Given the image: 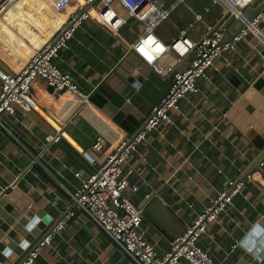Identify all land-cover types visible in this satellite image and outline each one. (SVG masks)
<instances>
[{"label":"crops","instance_id":"1","mask_svg":"<svg viewBox=\"0 0 264 264\" xmlns=\"http://www.w3.org/2000/svg\"><path fill=\"white\" fill-rule=\"evenodd\" d=\"M6 1L0 0V71L14 74L38 48L57 36L79 1L71 0L60 11L46 0H17L8 6ZM117 5V10L127 16V11ZM211 6L206 8L212 11ZM219 16L216 13L214 21ZM131 21L128 17L126 25L111 31L88 19L57 57L56 63L89 94L88 103H79L69 90L55 91L38 78L30 94L31 109L15 105L14 113L1 117L0 193L18 188L17 203L25 202L26 197L53 221L66 211L70 214L33 264H136L77 209L70 194L123 140L130 139L115 120L123 98L106 79L125 61L134 62L131 44L137 35L131 33ZM194 24L180 27L172 38L165 36L161 25L155 33L165 44L181 30L196 40L202 29L192 31ZM123 28L125 32L120 30ZM141 66V90L152 107L168 92L172 77L165 79L149 66ZM216 66L209 70L208 80L199 81L198 92L189 93L172 112L174 124H162L151 131L129 161L131 181H139V189L124 193L137 206L154 194L143 208L141 229L160 254L170 250L171 241L194 223L228 181L242 177L260 153L246 136V126L237 127L227 112L263 71L261 54L243 39L237 50L223 55ZM1 84L0 78V92ZM63 124L65 136L46 150V136ZM97 135L105 139L101 152L90 148ZM77 172H82L81 177L75 175ZM244 182L233 204L200 239V245L218 264H264V258L258 259L242 245L249 233L258 241L264 236V229L258 225L264 216V160ZM258 241L257 252L264 248ZM180 264L190 263L182 260Z\"/></svg>","mask_w":264,"mask_h":264},{"label":"built area","instance_id":"2","mask_svg":"<svg viewBox=\"0 0 264 264\" xmlns=\"http://www.w3.org/2000/svg\"><path fill=\"white\" fill-rule=\"evenodd\" d=\"M6 1V0H5ZM17 0H7L5 5ZM57 11L65 8L71 0H46ZM78 6L68 18L57 36L38 48L26 65L14 74L2 73L0 92V123L5 113H14L15 105L31 109L30 94L33 83L41 78L55 91L69 90L77 101L88 103L89 94L83 91L65 72L56 59L60 52L68 47L81 24L88 19H95L111 31H118L127 22V18H135L142 24V33L131 44V51L145 62L154 72L163 78L173 77L168 92L153 108L144 129L136 138L128 142L123 140L118 147L110 152L105 161L73 192H70L78 210L87 214L89 220L95 222L127 256L136 264H180L182 260L190 264H218L213 257L200 245L201 237L208 231L212 222L233 204L234 198L242 192L245 182L230 180L218 196L199 213L194 223L171 241V248L160 254L154 243L150 242L141 229L144 210L139 208L125 195V190L138 191L139 181H131L133 168L129 161L140 143L147 141L151 131L162 124H174L172 112L180 108L181 101L191 92H198L199 81L209 79V70L216 69V62L226 53L237 50L239 43L245 38L247 29L236 36L231 42L220 44L224 35L223 24L228 17H240L243 10L256 0H211L220 7V16L213 24H207L206 30L198 39H192L186 30L170 43L165 44L156 35L155 29L162 21L170 17L171 8L165 7V0H98L89 6L79 18L78 12L92 0H78ZM118 3L127 11L122 15L114 8ZM210 9L206 8V11ZM210 12V11H209ZM196 20L203 21V14L196 13ZM73 22L71 27H67ZM258 22V18L254 23ZM55 40V41H54ZM64 124L45 139V148L60 141L64 136ZM105 146L102 135L91 143V150L101 152ZM83 155L90 160L87 154ZM81 177L82 172L75 173ZM72 214V212H71ZM68 213L56 226L52 234L36 248L23 264H33L46 244L50 243L53 234L63 229ZM264 229V216L258 221Z\"/></svg>","mask_w":264,"mask_h":264},{"label":"water","instance_id":"3","mask_svg":"<svg viewBox=\"0 0 264 264\" xmlns=\"http://www.w3.org/2000/svg\"><path fill=\"white\" fill-rule=\"evenodd\" d=\"M97 1L92 0L85 5L78 12L76 18H79L89 6ZM257 18L258 22L254 23ZM72 24L73 22H69L67 27H71ZM223 29L225 32L220 41L222 45L231 42L243 30L247 29L244 39L261 54L264 63V0H256L247 6L243 10L242 16L230 17L223 25ZM132 54L134 62L128 61L124 63V66L113 69L106 79L123 98L118 106L119 110L115 120L129 133L128 142L133 141L144 129L155 106H149L151 102L141 90V85L144 82L141 65L147 64L134 52ZM172 81L173 77L171 83ZM227 117L237 127L246 126V136L260 149L255 160L246 167L243 176L236 179L244 181L253 169L264 160V127H262L264 125V69L243 93L239 101L227 112ZM18 193V188L14 191L7 188L0 193V264H23L26 258L40 246L46 237L52 234L59 222L69 213L66 211L60 219L53 221L50 215L47 216L45 211L38 209L37 205H32V202L26 197H23L25 202L17 203L15 194ZM153 195V193L148 195L146 197L148 199L138 207L144 208L146 202ZM156 203L161 204V201L157 199ZM257 241L258 239L249 233L243 239L242 245L258 259H263L264 248L257 252ZM258 242L264 247V236Z\"/></svg>","mask_w":264,"mask_h":264},{"label":"rangeland","instance_id":"4","mask_svg":"<svg viewBox=\"0 0 264 264\" xmlns=\"http://www.w3.org/2000/svg\"><path fill=\"white\" fill-rule=\"evenodd\" d=\"M202 2L205 4H202ZM202 2L201 0H185L183 2L177 3L176 0H165V7L168 8H171L172 3H177L171 10L170 17L165 19L160 24V29L163 31L165 36L170 38L174 37L180 27H187L193 21H195V24L193 27H191L192 31H199L200 29H202L201 32L205 31L206 24L203 21L196 20V13H203L204 21L206 23L213 24L215 22V14L220 13V7L218 5L212 4L210 0H202ZM210 4L212 5V13L205 10L206 6H210ZM113 6L115 9H118L117 3H114ZM120 13L124 16L126 15L125 12L120 11ZM126 23H124L121 27L126 25ZM120 30L125 32L124 28ZM126 62L128 61H125V63Z\"/></svg>","mask_w":264,"mask_h":264},{"label":"trees","instance_id":"5","mask_svg":"<svg viewBox=\"0 0 264 264\" xmlns=\"http://www.w3.org/2000/svg\"><path fill=\"white\" fill-rule=\"evenodd\" d=\"M201 2H202V0H201ZM202 4H205V3L202 2ZM210 13H212V11H210ZM132 20L133 21H131V24L133 26L131 29V33H132V35H134V36L137 35V37H138V35L142 33V24L135 18H132Z\"/></svg>","mask_w":264,"mask_h":264}]
</instances>
